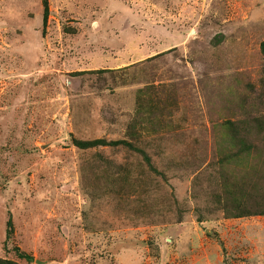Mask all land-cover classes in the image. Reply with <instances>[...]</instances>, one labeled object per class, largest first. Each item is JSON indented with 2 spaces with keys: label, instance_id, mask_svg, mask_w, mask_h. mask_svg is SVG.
I'll return each mask as SVG.
<instances>
[{
  "label": "rangeland",
  "instance_id": "374dc122",
  "mask_svg": "<svg viewBox=\"0 0 264 264\" xmlns=\"http://www.w3.org/2000/svg\"><path fill=\"white\" fill-rule=\"evenodd\" d=\"M0 260L264 264V0H0Z\"/></svg>",
  "mask_w": 264,
  "mask_h": 264
},
{
  "label": "trees",
  "instance_id": "16d2710c",
  "mask_svg": "<svg viewBox=\"0 0 264 264\" xmlns=\"http://www.w3.org/2000/svg\"><path fill=\"white\" fill-rule=\"evenodd\" d=\"M45 3H46V1H45ZM79 144H81V147H83V146L85 147L87 145L85 143H79ZM7 225L9 226L8 227V232L10 233L11 232L10 222H8ZM16 250H17V256L18 257L24 258L26 260H30L31 259V256H29L28 254L20 252L19 249H16ZM0 263L3 264V262L1 260H0ZM5 264H13V263H11V262H5Z\"/></svg>",
  "mask_w": 264,
  "mask_h": 264
}]
</instances>
